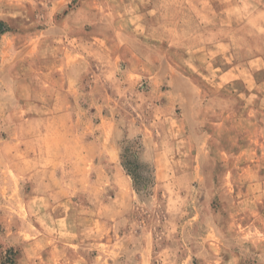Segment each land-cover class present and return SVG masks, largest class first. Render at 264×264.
Wrapping results in <instances>:
<instances>
[{
	"label": "rangeland",
	"instance_id": "rangeland-1",
	"mask_svg": "<svg viewBox=\"0 0 264 264\" xmlns=\"http://www.w3.org/2000/svg\"><path fill=\"white\" fill-rule=\"evenodd\" d=\"M0 264H264V0H0Z\"/></svg>",
	"mask_w": 264,
	"mask_h": 264
},
{
	"label": "crops",
	"instance_id": "crops-1",
	"mask_svg": "<svg viewBox=\"0 0 264 264\" xmlns=\"http://www.w3.org/2000/svg\"><path fill=\"white\" fill-rule=\"evenodd\" d=\"M74 54H75L74 56H81L80 50H76V53ZM77 63H79V61L77 60L72 62V64L63 61L61 64L57 66L59 75H57V77L49 76L43 81V88H44L43 91L46 95H48L50 99L58 100L61 96H67L68 93L77 95L78 92H80V87L78 86L80 81V71L78 68L79 64ZM170 83L173 85V87L176 90L177 88L178 89L185 88V90L191 91V89L194 87V83L188 77L183 76L181 74L178 75L170 74ZM190 91L186 92L185 94L186 97L187 94L190 93ZM57 106H58V102L51 103V105L47 108L48 110L46 111L44 110L45 111L44 113L46 114L49 113L60 114L62 112L65 113L62 110L61 111L55 110Z\"/></svg>",
	"mask_w": 264,
	"mask_h": 264
},
{
	"label": "trees",
	"instance_id": "trees-1",
	"mask_svg": "<svg viewBox=\"0 0 264 264\" xmlns=\"http://www.w3.org/2000/svg\"><path fill=\"white\" fill-rule=\"evenodd\" d=\"M2 31V30H1Z\"/></svg>",
	"mask_w": 264,
	"mask_h": 264
}]
</instances>
